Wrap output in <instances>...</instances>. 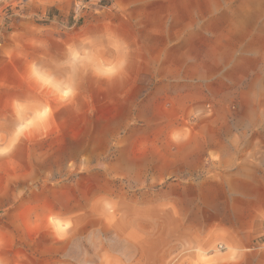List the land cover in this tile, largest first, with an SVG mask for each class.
Segmentation results:
<instances>
[{
    "label": "rangeland",
    "instance_id": "rangeland-1",
    "mask_svg": "<svg viewBox=\"0 0 264 264\" xmlns=\"http://www.w3.org/2000/svg\"><path fill=\"white\" fill-rule=\"evenodd\" d=\"M32 1L1 30L0 46ZM109 19L107 0H75L67 18L42 24L67 32L80 28L83 50H74L68 71L37 72L34 99L7 110L0 90V260L157 264L159 255H169L168 262L177 257L173 246L186 241L178 240L169 211L187 209V184L150 162L156 144L178 139L170 135L175 125L161 112L156 119L146 110L147 120L138 104L119 98L141 63L138 56L115 55ZM125 63L131 72H124ZM242 104L240 110L264 113V96L258 104ZM200 109L179 125L196 129L216 111L210 104ZM231 137L229 142L264 144V116L251 135ZM158 171L165 174L159 178ZM187 218L181 217L180 235H187Z\"/></svg>",
    "mask_w": 264,
    "mask_h": 264
},
{
    "label": "crops",
    "instance_id": "crops-1",
    "mask_svg": "<svg viewBox=\"0 0 264 264\" xmlns=\"http://www.w3.org/2000/svg\"><path fill=\"white\" fill-rule=\"evenodd\" d=\"M74 1L33 0L13 21L0 46L3 110L34 99L37 72L68 71L74 50H83L80 28L42 26L67 18ZM107 9L115 55L138 56L141 63L119 98L138 104L146 119V110L156 119L161 112L162 120L175 125L170 135L178 136L156 144L154 160L149 158L153 167H168L166 174L187 184L183 199L189 204L169 211L178 240L186 241L173 246L177 257L168 262L169 255H159L157 264H264L256 241L264 225V144L229 142L231 136L251 135L264 116L240 110L264 96V85L257 84L264 82V0H107ZM203 104L216 110L212 117L202 118L196 129L179 125L202 113ZM185 215L186 236L180 235ZM0 264L30 262L1 255Z\"/></svg>",
    "mask_w": 264,
    "mask_h": 264
},
{
    "label": "built area",
    "instance_id": "built-area-1",
    "mask_svg": "<svg viewBox=\"0 0 264 264\" xmlns=\"http://www.w3.org/2000/svg\"><path fill=\"white\" fill-rule=\"evenodd\" d=\"M29 0H0V32L5 27L14 12L23 8ZM258 246L264 249V225L259 237Z\"/></svg>",
    "mask_w": 264,
    "mask_h": 264
}]
</instances>
